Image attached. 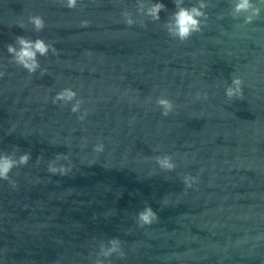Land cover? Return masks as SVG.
I'll return each mask as SVG.
<instances>
[{
  "label": "water",
  "instance_id": "1",
  "mask_svg": "<svg viewBox=\"0 0 264 264\" xmlns=\"http://www.w3.org/2000/svg\"><path fill=\"white\" fill-rule=\"evenodd\" d=\"M205 2L188 39L196 264H264V3L244 24L231 0ZM233 75L242 95L228 99Z\"/></svg>",
  "mask_w": 264,
  "mask_h": 264
},
{
  "label": "clouds",
  "instance_id": "2",
  "mask_svg": "<svg viewBox=\"0 0 264 264\" xmlns=\"http://www.w3.org/2000/svg\"><path fill=\"white\" fill-rule=\"evenodd\" d=\"M62 6L68 9H74L77 7L78 0H59ZM145 0H137V14H142L150 18L151 21L156 22L161 19L160 13L166 11L165 5L159 0H156L154 3L145 8ZM175 10L170 14L168 19L165 21L163 27L166 30L169 37L178 40L179 42L187 41L193 34L201 31L202 26L207 20V13L205 9L208 7V4L205 0H196V3L192 6H183L184 0H173ZM261 3H264V0H231V12L230 15L233 18H238L243 16L244 24H249L253 20L259 18L261 13ZM121 17L126 25L132 26L137 23L133 19V13L127 10L121 12ZM27 23L32 25V29L35 32H40L45 28V21L40 15H29L27 17ZM89 21L82 20L80 22L81 27L88 26ZM141 27L145 26L144 21L139 23ZM18 27L21 29H27V24L23 21L18 22ZM6 51L11 56V62L17 65L18 67L26 70L30 75L35 73L40 69V63L37 59V56H47L49 52L53 55L56 54V49L52 43L45 42L44 39L37 37L36 39H29L22 35H17L15 37L14 43H9L6 45ZM41 76L46 74V69H40ZM4 75L3 72H0V77ZM242 79L233 75L231 77L230 85L225 88V95L228 99L233 97L240 98L242 95ZM196 99L207 100V93L197 92L195 94ZM71 103V112L77 113L80 111L83 100L77 99V92L71 88H63L57 92L52 97V103L57 104L62 103L63 105H68ZM157 107L162 109L161 115L167 117L171 112H173L175 105L170 99L161 96L157 97L155 101ZM87 110L81 113L77 119L83 121ZM54 143V142H53ZM83 146V145H82ZM104 151V145L102 142H97L93 147L94 153H101ZM31 158V153L25 152L20 154L18 157L13 156V154L3 153L0 154V180H7L11 184L12 188H16L14 181L10 180L9 173L13 168L25 166L28 164V161ZM155 164L161 171H173L176 167L173 162L171 155H158L153 157ZM65 160L68 161L69 157L67 155L57 154L54 159L50 160L47 164V171L52 175L66 176L68 175L73 165L69 163L65 166L60 164L59 161ZM40 162V157H37V163ZM89 163H92L90 161ZM182 182L185 186V189L192 187L196 182V178L191 175H184L182 177ZM136 223L138 227H144L152 225L157 222L158 216L157 213L152 209L151 206L145 205L141 210L136 212ZM113 254H117L120 258H123L124 253L121 251V241L117 238H111L107 241V244L104 243L103 257L108 258ZM95 264H102V261L97 260Z\"/></svg>",
  "mask_w": 264,
  "mask_h": 264
}]
</instances>
